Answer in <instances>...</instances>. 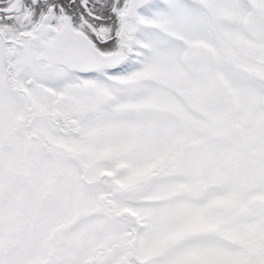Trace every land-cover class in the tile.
I'll return each instance as SVG.
<instances>
[{
    "label": "snow or ice",
    "instance_id": "6c2138e0",
    "mask_svg": "<svg viewBox=\"0 0 264 264\" xmlns=\"http://www.w3.org/2000/svg\"><path fill=\"white\" fill-rule=\"evenodd\" d=\"M0 264H264V0H0Z\"/></svg>",
    "mask_w": 264,
    "mask_h": 264
}]
</instances>
